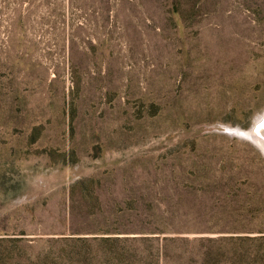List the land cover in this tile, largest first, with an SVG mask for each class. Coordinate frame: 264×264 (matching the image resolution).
Listing matches in <instances>:
<instances>
[{
    "label": "rangeland",
    "instance_id": "obj_1",
    "mask_svg": "<svg viewBox=\"0 0 264 264\" xmlns=\"http://www.w3.org/2000/svg\"><path fill=\"white\" fill-rule=\"evenodd\" d=\"M263 113L264 0H0V264H264Z\"/></svg>",
    "mask_w": 264,
    "mask_h": 264
},
{
    "label": "bare ground",
    "instance_id": "obj_2",
    "mask_svg": "<svg viewBox=\"0 0 264 264\" xmlns=\"http://www.w3.org/2000/svg\"><path fill=\"white\" fill-rule=\"evenodd\" d=\"M263 131H264V113L262 115L261 114L259 115V118L257 119V122L250 129V139L253 142H255L257 145H259L264 151V144L262 143V141L258 137V135L261 136V134H264ZM241 133L243 134V132H241Z\"/></svg>",
    "mask_w": 264,
    "mask_h": 264
},
{
    "label": "trees",
    "instance_id": "obj_3",
    "mask_svg": "<svg viewBox=\"0 0 264 264\" xmlns=\"http://www.w3.org/2000/svg\"><path fill=\"white\" fill-rule=\"evenodd\" d=\"M162 232H163V230L158 231V233H162ZM160 237H161L160 235L159 236H155V237H153V239L155 241H159L160 240ZM105 238H108V237H105ZM165 239H166V237H163V240H165ZM154 256H155V254H154ZM130 264H138V263H136V261H134V262H131Z\"/></svg>",
    "mask_w": 264,
    "mask_h": 264
},
{
    "label": "water",
    "instance_id": "obj_4",
    "mask_svg": "<svg viewBox=\"0 0 264 264\" xmlns=\"http://www.w3.org/2000/svg\"><path fill=\"white\" fill-rule=\"evenodd\" d=\"M263 133H264V131H263ZM258 137L262 141V143L264 144V134H261V136L258 135ZM260 149H262V148H260Z\"/></svg>",
    "mask_w": 264,
    "mask_h": 264
}]
</instances>
